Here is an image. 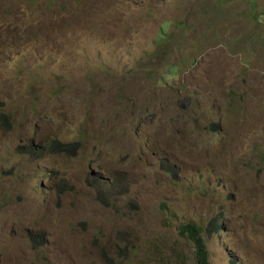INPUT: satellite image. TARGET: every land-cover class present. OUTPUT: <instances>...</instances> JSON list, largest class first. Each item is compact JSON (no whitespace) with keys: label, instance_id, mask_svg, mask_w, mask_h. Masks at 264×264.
<instances>
[{"label":"rangeland","instance_id":"1","mask_svg":"<svg viewBox=\"0 0 264 264\" xmlns=\"http://www.w3.org/2000/svg\"><path fill=\"white\" fill-rule=\"evenodd\" d=\"M188 222L264 264V0H0V264H197Z\"/></svg>","mask_w":264,"mask_h":264},{"label":"trees","instance_id":"2","mask_svg":"<svg viewBox=\"0 0 264 264\" xmlns=\"http://www.w3.org/2000/svg\"><path fill=\"white\" fill-rule=\"evenodd\" d=\"M52 152H66L72 154L79 149V142H62L55 140L52 142ZM164 169L169 172L173 177L177 176V169L174 166L164 164ZM220 228V223L217 219L211 220L207 228L208 233L217 231ZM180 234L185 239L192 242L193 257L197 264H211L209 260V252L206 246V241L202 229L193 222H188L180 226ZM189 264V263H183Z\"/></svg>","mask_w":264,"mask_h":264}]
</instances>
